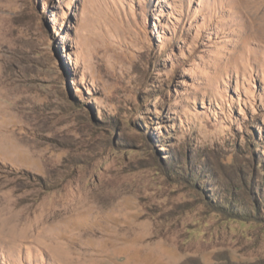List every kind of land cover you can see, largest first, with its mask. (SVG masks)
Segmentation results:
<instances>
[{"label":"rangeland","instance_id":"1","mask_svg":"<svg viewBox=\"0 0 264 264\" xmlns=\"http://www.w3.org/2000/svg\"><path fill=\"white\" fill-rule=\"evenodd\" d=\"M0 264H264V0H0Z\"/></svg>","mask_w":264,"mask_h":264},{"label":"bare ground","instance_id":"2","mask_svg":"<svg viewBox=\"0 0 264 264\" xmlns=\"http://www.w3.org/2000/svg\"><path fill=\"white\" fill-rule=\"evenodd\" d=\"M95 198H96V195H94V194H92V193H88V194H83L81 197H80V199L78 200L79 201V204H75L74 206H73V208H70L71 209V211L72 212H74L76 215H79V214H82V209L83 208H86V207H88V206H90L93 202H94V200H95ZM72 205V204H71ZM93 207V206H92ZM90 208V210H91V207H89ZM94 208V207H93ZM84 211H88V210H84ZM95 212V211H94ZM93 213V212H92ZM69 214V210H66L64 213H63V215H62V217L63 218H65L67 215ZM72 224V223H71ZM74 224V223H73ZM73 226V225H72ZM65 228H67V227H65ZM73 229L74 230H76V227H73ZM84 231V230H83ZM84 233H81V231H80V235L82 236ZM54 235H57V233H56V230L55 229H53V231H50V234H49V237H50V239L52 240L53 239V236ZM63 235H59V239H62V238H60V237H62ZM105 237V236H104Z\"/></svg>","mask_w":264,"mask_h":264},{"label":"trees","instance_id":"3","mask_svg":"<svg viewBox=\"0 0 264 264\" xmlns=\"http://www.w3.org/2000/svg\"><path fill=\"white\" fill-rule=\"evenodd\" d=\"M229 211H231V208L229 209ZM232 215H236L237 217H243L244 219H246V217H245V215H250V212H248V213H244V212H236V213H234V214H232Z\"/></svg>","mask_w":264,"mask_h":264}]
</instances>
